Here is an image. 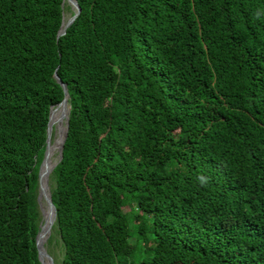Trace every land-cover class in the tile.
I'll return each instance as SVG.
<instances>
[{"label": "trees", "instance_id": "obj_1", "mask_svg": "<svg viewBox=\"0 0 264 264\" xmlns=\"http://www.w3.org/2000/svg\"><path fill=\"white\" fill-rule=\"evenodd\" d=\"M77 1L0 0V264H42L55 72V264H264V0Z\"/></svg>", "mask_w": 264, "mask_h": 264}, {"label": "water", "instance_id": "obj_2", "mask_svg": "<svg viewBox=\"0 0 264 264\" xmlns=\"http://www.w3.org/2000/svg\"><path fill=\"white\" fill-rule=\"evenodd\" d=\"M68 2L71 6L73 13L66 20L65 13L63 15V24L58 32V36L66 33L67 28L73 23L76 17L81 12V7L77 0H63L64 2ZM54 77L57 82L61 84L64 97L63 99L55 106H51L49 122L47 127V144L45 149L44 158L41 162L39 169V193H38V203L40 206L41 214L43 216L40 224V230L36 236V245L38 249L39 259L42 264H55L54 257L49 253L47 249V242L51 235L53 225L57 216V209L52 199L51 189H50V174L52 173L54 167L63 157V148L64 143L66 141L69 129V113H70V105H69V91L67 88V84L64 83L57 72L54 73ZM62 108V112L60 117L57 119V128L61 130L60 137L53 142V131L55 128V123H52V116L54 109ZM58 150V160H51V155L55 149ZM43 202L46 204V208L48 209V217L46 216L45 209L43 207Z\"/></svg>", "mask_w": 264, "mask_h": 264}, {"label": "rangeland", "instance_id": "obj_3", "mask_svg": "<svg viewBox=\"0 0 264 264\" xmlns=\"http://www.w3.org/2000/svg\"><path fill=\"white\" fill-rule=\"evenodd\" d=\"M72 8H71V10H66L65 11V19H68L71 15H72ZM55 110H57V109H55ZM54 118H55V113L53 114V120H54ZM60 134H61V130L59 129V128H57V123L55 122V128H54V131H53V142H55L56 140H57V138H59L60 137ZM58 150L57 149H55V151H54V155H53V158H54V161H56V160H58ZM43 207H44V205L46 206V204L43 202ZM127 209H128V207H127ZM42 218H43V216H42ZM133 225V224H132ZM133 240V239H132ZM133 243L131 244L133 247H135V240H133L132 241ZM47 248L49 249V247H48V245H47ZM53 251H55V253H59L58 252V246H57V244L54 242L53 244H51V247H50Z\"/></svg>", "mask_w": 264, "mask_h": 264}, {"label": "bare ground", "instance_id": "obj_4", "mask_svg": "<svg viewBox=\"0 0 264 264\" xmlns=\"http://www.w3.org/2000/svg\"><path fill=\"white\" fill-rule=\"evenodd\" d=\"M67 20V19H66ZM61 112H62V108L60 107V108H58L57 110H54V112H53V114L55 113V118H54V120H53V116H52V123H55L56 121H57V119L60 117V115H61ZM58 139V138H57ZM53 149H55V148H53ZM53 155H54V151H53V153H52V155H51V160H52V162L54 161V158H53ZM44 209H45V213H46V216L48 217V209L46 208V206L44 205Z\"/></svg>", "mask_w": 264, "mask_h": 264}]
</instances>
